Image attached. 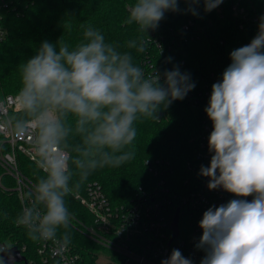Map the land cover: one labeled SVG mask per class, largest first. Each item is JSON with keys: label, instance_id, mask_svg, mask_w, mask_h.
Masks as SVG:
<instances>
[{"label": "clouds", "instance_id": "clouds-1", "mask_svg": "<svg viewBox=\"0 0 264 264\" xmlns=\"http://www.w3.org/2000/svg\"><path fill=\"white\" fill-rule=\"evenodd\" d=\"M183 2L188 5L185 12L199 15L196 5L201 0ZM179 3L136 0L125 23L147 34L166 12L181 11ZM221 3L203 0L204 11ZM83 36L74 47L62 40L41 43L37 54L21 66L22 86L15 111L7 116L15 133L31 140L44 173L26 194L31 204L16 218L34 241L60 238L70 243L71 213L65 197L97 169L132 161L135 122L158 119L161 108L183 100L196 86L179 66L165 70L163 83L159 72L146 76L131 51L106 42L91 25ZM150 43L137 38L125 47L143 53ZM230 59L204 109L213 126L208 138L211 159L198 175L208 178L210 191L222 188L236 197L254 198L209 207L199 221L202 235L196 248L205 253L200 264H264V16L257 35L233 50ZM161 264L193 261L173 249Z\"/></svg>", "mask_w": 264, "mask_h": 264}, {"label": "trees", "instance_id": "trees-1", "mask_svg": "<svg viewBox=\"0 0 264 264\" xmlns=\"http://www.w3.org/2000/svg\"><path fill=\"white\" fill-rule=\"evenodd\" d=\"M237 1L223 0L218 7L205 12L201 0L196 5L199 15L193 16L184 11L188 5L180 0L181 11L166 12L158 27L146 34L140 32L137 25L125 23L128 9L136 0H16L5 11L8 34L0 44V87L4 94H17L22 86L21 66L37 54L42 42L56 45L62 40L74 47L84 40L83 32L89 25L98 29L106 42L119 45L121 51H131L134 62L142 68L147 63L153 64L162 75L161 83L165 70H172L174 66L189 73L194 82L211 71L222 77L231 63L230 53L249 44L258 32L259 23L250 20L240 28L232 10ZM254 2L261 8L262 0ZM185 25H189L188 30ZM137 38L151 39L153 43L143 53L126 49V42ZM156 115L158 119L142 118L135 122L137 137L130 146L135 150L132 161L120 167L97 169L65 197L73 216L67 230L71 234L68 244L80 255V264H100L96 253L104 248L77 226V221L90 224L92 216L75 200L73 193L84 192L89 182L98 181L113 205L127 204L138 188L151 178L145 164L148 159L169 161L178 179L186 176V163L194 159L198 148L201 109L186 96L161 108ZM2 144L0 135V146ZM17 159L20 171L36 184L44 175L42 170L21 153H17ZM8 180L14 182L5 177L4 181ZM22 210L18 191L0 188V253L3 244L20 249L26 245L28 249L23 253L31 260L35 257L38 240H32L27 228L16 223Z\"/></svg>", "mask_w": 264, "mask_h": 264}, {"label": "built area", "instance_id": "built-area-1", "mask_svg": "<svg viewBox=\"0 0 264 264\" xmlns=\"http://www.w3.org/2000/svg\"><path fill=\"white\" fill-rule=\"evenodd\" d=\"M14 1L0 0V44L8 34L5 11ZM232 10L240 28H244L249 20L254 24L260 22V17L264 16V0L261 8H257L254 0H238ZM184 28L188 30L189 25ZM200 38L198 34L197 39ZM143 70L149 77L158 72L153 64L148 63ZM220 79L215 72H208L195 82V88L187 94L188 99L201 109L202 129L195 157L186 163L185 177L178 179L169 161L148 159L145 164L151 178L146 185L138 188L127 204L113 205L98 181L89 182L84 192L73 193L75 200L92 216L90 224L77 221V226L111 253L107 257L96 253L100 264H161L173 249H179L184 257L192 259L193 264H200L205 253L197 249L196 244L202 235L199 221L203 213L211 206L219 207L233 199L250 202L254 198L236 197L222 188L210 191L207 188L208 178L198 175L201 165L208 166L211 159L208 138L213 126L204 109L208 106L212 85ZM16 95L4 94L0 87V135L3 142L0 146V164L6 170L3 175L14 181L15 187L12 189L18 191L24 208L31 204L26 194L35 184L20 171L17 153L36 164L38 158L31 140L27 136L17 135L7 123V116L15 111ZM0 188L8 189L1 179ZM177 212L179 235L173 240V223ZM10 247L3 244L1 251ZM26 249V245L20 249L23 255ZM80 261V255L74 248L58 238L55 241L38 240L35 257L28 260V264H80Z\"/></svg>", "mask_w": 264, "mask_h": 264}, {"label": "water", "instance_id": "water-1", "mask_svg": "<svg viewBox=\"0 0 264 264\" xmlns=\"http://www.w3.org/2000/svg\"><path fill=\"white\" fill-rule=\"evenodd\" d=\"M178 223H179V218H178V212H177L174 223H173L174 225L173 230L175 232L173 240L179 235ZM0 258H2L4 264H17V263L28 264L29 263L26 256L21 253L18 246H12L6 250L1 251Z\"/></svg>", "mask_w": 264, "mask_h": 264}, {"label": "rangeland", "instance_id": "rangeland-1", "mask_svg": "<svg viewBox=\"0 0 264 264\" xmlns=\"http://www.w3.org/2000/svg\"><path fill=\"white\" fill-rule=\"evenodd\" d=\"M6 170L3 168V166L0 164V179L2 180V184H3V186L4 187H7L8 189H6L7 191H14L12 188H14L15 186H14V183L13 182H11V181H4V179H5V175H3L4 174V172H5ZM5 190V191H6ZM16 191V190H15ZM89 224V223H88ZM97 253L99 254V255H101V256H103V257H107V256H109L111 253H110V251L109 250H107V249H102V250H97Z\"/></svg>", "mask_w": 264, "mask_h": 264}]
</instances>
